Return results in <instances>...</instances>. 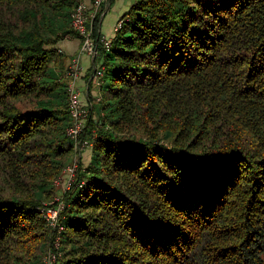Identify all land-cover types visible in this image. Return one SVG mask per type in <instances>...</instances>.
Here are the masks:
<instances>
[{
    "label": "trees",
    "instance_id": "trees-1",
    "mask_svg": "<svg viewBox=\"0 0 264 264\" xmlns=\"http://www.w3.org/2000/svg\"><path fill=\"white\" fill-rule=\"evenodd\" d=\"M77 5L0 0V264H264V0L131 1L51 229Z\"/></svg>",
    "mask_w": 264,
    "mask_h": 264
},
{
    "label": "built area",
    "instance_id": "built-area-1",
    "mask_svg": "<svg viewBox=\"0 0 264 264\" xmlns=\"http://www.w3.org/2000/svg\"><path fill=\"white\" fill-rule=\"evenodd\" d=\"M110 0H94L92 8L88 11L83 0H78V5L70 15L71 26L80 37L79 55L71 59L64 77L69 81L67 87V108L71 119V125L66 134L72 141L73 151L77 154L90 148L91 144L83 138L84 128L89 117L91 103L84 102L80 90L76 86V81L81 78L83 68L80 64V55H86L91 63V80L99 86L103 77V66L96 62L100 45L106 50L110 47L111 39L97 35L94 37L91 23L96 15L101 11L100 17L104 14L103 10L108 7ZM123 20H118L114 26L113 32L116 33L121 29ZM99 101V98L96 99ZM77 170V162H73L66 168L68 179L64 187L65 191L69 190L74 180ZM64 203L62 198L54 199L53 202L43 203L41 213L48 226L51 229L58 228L59 215L63 211ZM60 230V229H59ZM54 247L58 249L57 239ZM56 261L54 254L46 257L45 264H54Z\"/></svg>",
    "mask_w": 264,
    "mask_h": 264
},
{
    "label": "crops",
    "instance_id": "crops-1",
    "mask_svg": "<svg viewBox=\"0 0 264 264\" xmlns=\"http://www.w3.org/2000/svg\"><path fill=\"white\" fill-rule=\"evenodd\" d=\"M94 0H83L88 11L92 8ZM132 0H110L107 8L103 10L104 14L100 17L97 34L105 38L112 39L114 37V26L119 18H121L129 9ZM80 39L76 37H66L56 45V50L69 58L68 65L72 58L79 55ZM80 64L83 68L81 78L76 81V86L82 94L84 102L92 103L97 98L99 91L91 82V63L86 55H80ZM96 100L93 102L95 104Z\"/></svg>",
    "mask_w": 264,
    "mask_h": 264
},
{
    "label": "rangeland",
    "instance_id": "rangeland-1",
    "mask_svg": "<svg viewBox=\"0 0 264 264\" xmlns=\"http://www.w3.org/2000/svg\"><path fill=\"white\" fill-rule=\"evenodd\" d=\"M97 88V87H96ZM97 97H98V95H97ZM95 99V98H94ZM92 102H94V100L92 101ZM90 142V141H89ZM91 144V143H90ZM163 146H165L166 148H170V146L168 145V143H166V142H162L161 143ZM90 155H91V148H87V149H85V151H82V152H80V153H76V152H74L73 151V158H72V160L70 161V165L75 161V162H77V164H78V162L79 163H81L83 166H87L88 165V163H89V161H90ZM69 166V165H68ZM67 166V167H68ZM68 174L66 173V169L63 171V175L60 177V178H58L57 180H55V182H54V185H55V187L57 188V190H56V193H55V198L54 199H60V198H62L63 197V195L65 194V190H64V187H65V185H66V181H67V179H68ZM46 257H47V255L45 256V258H44V261L43 262H45L46 261Z\"/></svg>",
    "mask_w": 264,
    "mask_h": 264
}]
</instances>
